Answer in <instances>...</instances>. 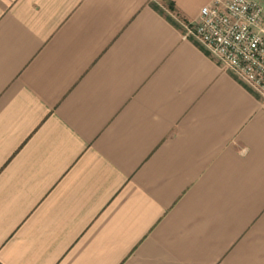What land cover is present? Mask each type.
<instances>
[{
    "label": "crops",
    "instance_id": "crops-1",
    "mask_svg": "<svg viewBox=\"0 0 264 264\" xmlns=\"http://www.w3.org/2000/svg\"><path fill=\"white\" fill-rule=\"evenodd\" d=\"M212 1L0 0V264H264V101L181 25Z\"/></svg>",
    "mask_w": 264,
    "mask_h": 264
},
{
    "label": "built area",
    "instance_id": "built-area-1",
    "mask_svg": "<svg viewBox=\"0 0 264 264\" xmlns=\"http://www.w3.org/2000/svg\"><path fill=\"white\" fill-rule=\"evenodd\" d=\"M184 36L201 44L220 66L264 101V6L259 0H213Z\"/></svg>",
    "mask_w": 264,
    "mask_h": 264
},
{
    "label": "rangeland",
    "instance_id": "rangeland-1",
    "mask_svg": "<svg viewBox=\"0 0 264 264\" xmlns=\"http://www.w3.org/2000/svg\"><path fill=\"white\" fill-rule=\"evenodd\" d=\"M261 3H262V6H264V0H259ZM162 12H164L166 15L169 16V13L165 10V9H160ZM182 30L184 31L183 27H182Z\"/></svg>",
    "mask_w": 264,
    "mask_h": 264
}]
</instances>
